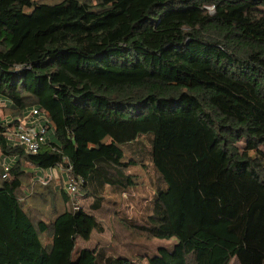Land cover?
I'll list each match as a JSON object with an SVG mask.
<instances>
[{
	"label": "trees",
	"instance_id": "16d2710c",
	"mask_svg": "<svg viewBox=\"0 0 264 264\" xmlns=\"http://www.w3.org/2000/svg\"><path fill=\"white\" fill-rule=\"evenodd\" d=\"M149 133L167 189L132 227L178 242L148 264H264V0H0V264H135L74 252Z\"/></svg>",
	"mask_w": 264,
	"mask_h": 264
},
{
	"label": "rangeland",
	"instance_id": "374dc122",
	"mask_svg": "<svg viewBox=\"0 0 264 264\" xmlns=\"http://www.w3.org/2000/svg\"><path fill=\"white\" fill-rule=\"evenodd\" d=\"M153 134L141 135L135 142L125 144L124 149L130 156L139 160L144 166L137 170L144 177L142 183L135 188H129L127 195L118 198L115 213L107 206L98 219L104 227L103 233L95 232L88 241L78 239L74 259L77 260L81 249H113L114 256H126L135 264H148V258L153 257L160 248L172 251L177 244L176 238L146 239L137 235L132 226L145 224L155 207L157 194L167 189V184L160 178L152 161ZM255 156V153H251ZM141 170V171H140ZM135 171V170H134ZM57 177V176H55ZM42 181V180H40ZM139 260H134V258ZM231 264H240L237 259Z\"/></svg>",
	"mask_w": 264,
	"mask_h": 264
},
{
	"label": "built area",
	"instance_id": "2783aa9c",
	"mask_svg": "<svg viewBox=\"0 0 264 264\" xmlns=\"http://www.w3.org/2000/svg\"><path fill=\"white\" fill-rule=\"evenodd\" d=\"M37 111L33 112V115H36ZM28 119H25L22 124H20L16 131L13 132V138L14 142L17 144L24 145L30 152L36 153L40 150V147L42 143L45 142V129H35V128H29L27 125ZM2 168L5 171H8V165L6 163H3ZM48 177L52 178V175H49ZM43 180V179H42ZM76 190L77 188L70 189V193L74 197L76 196ZM79 207V203L77 202L76 209Z\"/></svg>",
	"mask_w": 264,
	"mask_h": 264
}]
</instances>
